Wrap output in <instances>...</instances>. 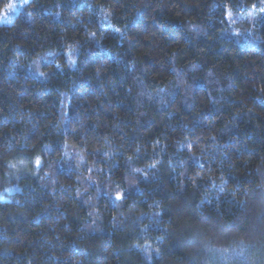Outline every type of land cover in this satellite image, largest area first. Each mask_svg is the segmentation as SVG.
Returning a JSON list of instances; mask_svg holds the SVG:
<instances>
[{
    "label": "trees",
    "instance_id": "16d2710c",
    "mask_svg": "<svg viewBox=\"0 0 264 264\" xmlns=\"http://www.w3.org/2000/svg\"><path fill=\"white\" fill-rule=\"evenodd\" d=\"M240 8L28 0L0 24V264H264V19Z\"/></svg>",
    "mask_w": 264,
    "mask_h": 264
},
{
    "label": "rangeland",
    "instance_id": "374dc122",
    "mask_svg": "<svg viewBox=\"0 0 264 264\" xmlns=\"http://www.w3.org/2000/svg\"><path fill=\"white\" fill-rule=\"evenodd\" d=\"M254 1L255 0H251V2L248 3V1L246 0H240V10L237 12L229 11L227 17L229 26L234 27L236 25V22L244 21L245 24L248 25L249 32L253 33L252 30L256 28L260 21L264 19V0H258L255 3ZM27 2L28 0H7L0 11V24H10L14 20L15 16L19 13V11L26 5ZM9 4L13 5L11 9L8 8ZM233 32H236V29H234ZM262 251H264V243L259 245V249L257 250L258 253ZM263 256L264 255H262L261 262L264 260ZM220 257V260H223L221 262L239 258L244 263L252 264V262L247 260L244 254L237 251H235L233 254L229 252L228 254H226V252L221 253ZM261 262L258 261V263Z\"/></svg>",
    "mask_w": 264,
    "mask_h": 264
},
{
    "label": "snow or ice",
    "instance_id": "6c2138e0",
    "mask_svg": "<svg viewBox=\"0 0 264 264\" xmlns=\"http://www.w3.org/2000/svg\"><path fill=\"white\" fill-rule=\"evenodd\" d=\"M12 7H13V5H11V4L8 5V8H9V9H11ZM36 164H37V165L40 164V160H39V158H37V160H36ZM121 198H122L121 195H120V194H117L116 199H121Z\"/></svg>",
    "mask_w": 264,
    "mask_h": 264
}]
</instances>
